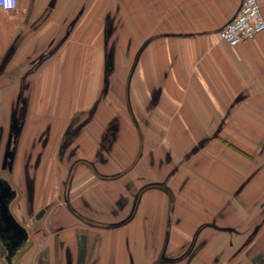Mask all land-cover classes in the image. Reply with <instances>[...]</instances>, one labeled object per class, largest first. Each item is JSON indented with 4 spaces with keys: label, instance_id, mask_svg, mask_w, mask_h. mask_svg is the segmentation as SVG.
Here are the masks:
<instances>
[{
    "label": "rangeland",
    "instance_id": "1",
    "mask_svg": "<svg viewBox=\"0 0 264 264\" xmlns=\"http://www.w3.org/2000/svg\"><path fill=\"white\" fill-rule=\"evenodd\" d=\"M8 59L0 61V177L17 192L10 209L28 239L9 262L0 243V264H54L52 254L62 245L54 232L70 222L67 213L78 205L91 210L87 198L98 202L101 195L126 211L131 184H140L135 192L146 188L163 196L162 224L139 220L161 227L162 234L146 236L145 245L156 251L152 264H264V126L228 121L238 116L224 114L200 136L185 128L192 123H136L133 115L145 110L131 106V76L115 67L128 60L105 59L104 72L86 90L70 84L43 93L46 76L38 72L45 59L24 60L4 78ZM9 79L17 81L12 90ZM158 109L162 119L189 115ZM241 126L253 132L239 131ZM137 148L139 164L127 173ZM41 210L45 214L35 220ZM146 261L141 255L140 263Z\"/></svg>",
    "mask_w": 264,
    "mask_h": 264
},
{
    "label": "crops",
    "instance_id": "2",
    "mask_svg": "<svg viewBox=\"0 0 264 264\" xmlns=\"http://www.w3.org/2000/svg\"><path fill=\"white\" fill-rule=\"evenodd\" d=\"M257 1L264 18V0ZM241 4L242 0H17L13 12L0 10V61L9 58L3 75L13 74L24 60L41 58L46 60L38 72L46 76L41 81L43 93L49 90L45 87L60 90L70 84L75 91H83L104 72L105 59L128 60L123 66L117 61L115 67H124L123 73L131 76V106L146 112L133 113V122L192 123L196 125L185 128L196 129L201 136L210 130L209 124L226 114L238 116L228 121L263 127L264 32L236 47L217 35ZM5 82L10 90L17 83ZM158 107L187 110L188 119L185 114L162 119ZM248 129L238 128L253 132ZM135 130L138 138L139 127ZM138 153L139 149L134 157L137 162L127 173L139 164ZM130 186L126 211L101 195L98 202L87 198L92 212H84L85 205L81 211L78 205L76 212L67 213L70 222L54 232L62 244H56L52 254L54 264L62 260L63 264H141V255L147 260L143 264H152L156 251H149L146 236L162 234L161 227L144 226L139 220L161 222L163 196L152 195L146 188L135 192L140 184ZM63 229L68 236H61Z\"/></svg>",
    "mask_w": 264,
    "mask_h": 264
},
{
    "label": "built area",
    "instance_id": "3",
    "mask_svg": "<svg viewBox=\"0 0 264 264\" xmlns=\"http://www.w3.org/2000/svg\"><path fill=\"white\" fill-rule=\"evenodd\" d=\"M17 0H0V10L13 12ZM264 32V18L257 0H242L238 13L218 32V38L230 47L253 40Z\"/></svg>",
    "mask_w": 264,
    "mask_h": 264
},
{
    "label": "water",
    "instance_id": "4",
    "mask_svg": "<svg viewBox=\"0 0 264 264\" xmlns=\"http://www.w3.org/2000/svg\"><path fill=\"white\" fill-rule=\"evenodd\" d=\"M15 195L10 184L0 177V242L6 250L8 262L28 239L26 228L14 218L10 211V203ZM44 214L45 210H41L35 220H40Z\"/></svg>",
    "mask_w": 264,
    "mask_h": 264
},
{
    "label": "flooded vegetation",
    "instance_id": "5",
    "mask_svg": "<svg viewBox=\"0 0 264 264\" xmlns=\"http://www.w3.org/2000/svg\"><path fill=\"white\" fill-rule=\"evenodd\" d=\"M19 106H22V104H19ZM12 190L15 191V193H16V195H17V192H16V190H15L13 187H12ZM16 195H15V197H16ZM14 199H15V198H14ZM14 199H13V200H14ZM13 200H12V201H13ZM12 201H11V203H12ZM11 203H10V205H11ZM10 210H11V209H10ZM0 243H1V242H0ZM2 246H3V245H2ZM4 249H5V248H4ZM5 251H6V250H5Z\"/></svg>",
    "mask_w": 264,
    "mask_h": 264
},
{
    "label": "trees",
    "instance_id": "6",
    "mask_svg": "<svg viewBox=\"0 0 264 264\" xmlns=\"http://www.w3.org/2000/svg\"><path fill=\"white\" fill-rule=\"evenodd\" d=\"M224 143V142H223ZM225 144H228V143H225ZM233 149L239 153H241L239 150H237L235 147H233ZM241 155L243 156V154L241 153ZM248 158V156H246Z\"/></svg>",
    "mask_w": 264,
    "mask_h": 264
}]
</instances>
